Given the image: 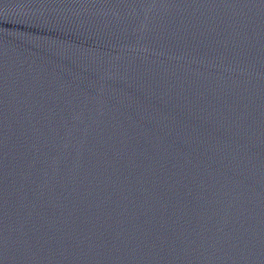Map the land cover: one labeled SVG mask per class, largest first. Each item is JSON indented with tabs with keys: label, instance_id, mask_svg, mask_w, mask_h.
I'll use <instances>...</instances> for the list:
<instances>
[{
	"label": "water",
	"instance_id": "obj_1",
	"mask_svg": "<svg viewBox=\"0 0 264 264\" xmlns=\"http://www.w3.org/2000/svg\"><path fill=\"white\" fill-rule=\"evenodd\" d=\"M0 264H264V0H0Z\"/></svg>",
	"mask_w": 264,
	"mask_h": 264
}]
</instances>
